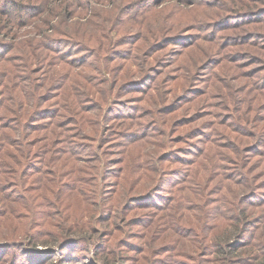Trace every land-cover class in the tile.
<instances>
[{
  "label": "rangeland",
  "instance_id": "1",
  "mask_svg": "<svg viewBox=\"0 0 264 264\" xmlns=\"http://www.w3.org/2000/svg\"><path fill=\"white\" fill-rule=\"evenodd\" d=\"M131 1L130 12L123 16L122 12L128 10L126 7ZM139 1L96 0V12L86 7L70 6L69 0H54L47 4L42 16L24 26H21L22 22L17 24L12 20L8 28H5L8 20L0 16V42L7 46L15 45L9 54L0 57V90L22 99L16 104L10 101L7 108L1 109L0 116H13L16 113L12 109L22 113L17 111L20 104H25L23 112L29 111L27 115L35 112L37 107L50 106L58 97L62 98L71 84L70 78L77 72L92 80L91 83L87 82L91 93L86 96L91 103L85 107L95 104L94 109L83 111L88 116L87 134L75 140L84 149L87 145H93L91 154L87 156L84 152V157L69 161L59 160L53 155L47 160L48 173L43 178H34L36 172L27 169L23 146L12 144V147L4 148L0 143V155H11L4 156L0 165V193H4L0 199V264H13L18 250L10 246L20 243L19 237L26 233H43V238L48 239L53 237L51 233L62 234L61 224L67 225L65 223L70 221L82 224L86 220H92L93 228L99 229L93 236L102 237L120 254L118 264L128 259L127 264L132 263L139 256V264H150L148 259L144 260L145 255L153 256L150 260L152 263L154 260L153 264H176L179 261L181 264L198 263L196 259L204 252L198 248L197 239L211 227V222L199 220L203 205L214 197L211 192L220 184L221 176L229 179V175L240 168L251 172L254 168L252 165H257L260 160L257 150L248 152V149L246 152V148L255 142L254 137H244L237 130L251 131L255 136L262 125L258 119L264 121V110L259 108L264 103V95H258L262 99L251 98L260 91L264 93V85L256 84L251 88L257 79L246 74L264 64V38L259 39L257 45L258 38L254 39L255 42L231 44L225 48L224 39L219 37L225 34L238 36L245 30L261 32L264 36V21L251 22L246 27L222 23L214 40L204 37L210 36L213 27L208 30L203 28L207 21L213 19V25L232 10L247 11L263 7L264 0H201L195 4L189 3L190 0H164L148 10V4L143 5ZM67 30H71L69 33L73 32L72 36L81 43L69 49L72 57L80 55L77 53L80 45L88 46V53L95 52L86 65L64 60L63 51L56 52L47 47L54 43L46 46L45 41L41 46L44 40H48L47 43L58 40L57 45L61 40H73L71 35L65 34ZM72 30L79 31V38ZM179 32L189 36L185 40H170L166 45L162 42L157 46L161 47L160 50L153 56L152 53L148 55L154 49L150 46L154 41L168 34L169 37L175 36ZM135 33L142 35L138 42H124L126 36H135ZM111 39L114 41L112 45L109 44ZM119 41L124 43L119 44ZM131 48L133 54L128 56L126 51ZM234 51H248L259 59V62L250 65V58L238 62L245 64L240 68V82L232 78L237 76L235 73L238 70L229 71V75L224 71V67L228 71L231 66L237 65L231 60ZM39 54L45 59L35 60L34 57ZM208 59L209 64L202 65ZM26 64L36 84L43 85L29 94L26 88L30 82L20 83V78L12 77L17 71L20 75L27 73V70H21ZM100 71L107 73L100 75ZM154 79L156 82L152 85ZM128 81L133 83L118 89ZM193 82L197 83V94L193 96L188 92L186 99L195 98V101L181 103L178 99L176 105H181V108L168 112L167 106L162 104L171 103L174 94L183 93L185 88L192 87ZM244 82L249 84L238 97L226 96L231 83L235 91H239L236 88ZM58 84H62V87L57 90L54 86ZM170 87L174 88L173 93ZM8 89L13 91L8 93ZM250 89L252 94L247 92ZM202 90H212L211 95L221 94L220 98L209 101L218 105L204 108L202 103L205 99L200 101ZM32 94L37 97L34 103L30 99ZM48 95L51 99L38 103L40 96L44 98ZM241 104L243 108L237 110L235 107ZM212 111L214 114H207ZM130 112L131 117L128 118ZM245 112L250 115V120L243 115ZM227 113L233 116L230 122L225 118ZM3 121L0 119V134L9 131L15 139L17 132L1 128ZM128 123H133L137 130L127 131L120 127ZM198 127L205 135L194 136V129ZM126 132L135 134L126 136ZM32 133L33 143L46 137L44 129ZM239 147L242 152L238 157L236 150ZM101 158L106 161L103 165L99 163ZM244 158L253 163L249 168L244 167ZM216 163L227 166L218 171L214 168ZM73 171L76 180L69 181L67 174ZM253 171L251 175L258 180L261 167ZM184 174L186 178H182ZM55 184L60 186L57 193H62L59 198L47 191L44 193L49 200H43L45 203L41 202V198H36L46 187L55 188V191ZM69 184L74 185L73 189ZM21 188L23 191H20ZM103 188H107L111 196L109 209L97 211L89 197L93 190L100 192ZM179 200H182L184 207L177 205ZM32 203L35 206L30 209L28 205ZM69 244L72 246L62 250V255L78 256L80 261L93 259L94 255L82 250L80 244ZM42 248L44 246L39 245V251L43 252ZM141 248L143 252L139 251ZM29 250L33 252L35 247L29 245L23 249ZM57 257L50 262L42 260L41 263L49 264L57 261ZM207 257L210 259L212 255ZM80 261L72 264H81Z\"/></svg>",
  "mask_w": 264,
  "mask_h": 264
},
{
  "label": "trees",
  "instance_id": "2",
  "mask_svg": "<svg viewBox=\"0 0 264 264\" xmlns=\"http://www.w3.org/2000/svg\"><path fill=\"white\" fill-rule=\"evenodd\" d=\"M96 0H69V5H75L79 7H86L90 11L95 10L94 3ZM164 0H140L139 2H142L143 5L148 4L146 7V10L150 9L151 6L158 5L159 3L163 2ZM201 0H190L189 3L195 4ZM49 2H54V0H0V16H4L6 20H8V25H6L5 28H8L11 26V21L14 22H22L23 25H27L31 20L34 18H38V16H42L41 14L44 13L46 10L45 7ZM140 3V4H142ZM58 4V3H57ZM61 5V3H59ZM132 1L125 9L127 11H123V16H127V14L130 12V8L132 6ZM65 8L67 5H64ZM92 8V9H91ZM141 9V7H139ZM54 12V11H52ZM97 12V11H96ZM55 14L57 15V11H55ZM71 18V17H70ZM108 20V19H107ZM107 20L105 22H107ZM255 20V21H254ZM49 21V20H48ZM212 20L207 21V25L203 28V30H208L213 27V30L211 28V33L209 35H205L204 37H210L209 40L216 39V32H219L220 25L222 23L232 25L236 27H246L250 25L251 22H261L264 21V6L263 7H255L251 8L247 11H238V10H232L227 15L220 17L217 19L213 25ZM80 25V24H79ZM105 26V25H104ZM103 26V27H104ZM102 27V28H103ZM71 30H67L65 34L73 35V32L71 34L69 33ZM74 31V30H72ZM76 36L79 38V31H74ZM213 32V33H212ZM2 33V32H1ZM0 33V35H1ZM78 34V35H77ZM135 36L125 37L124 42H132L136 43L141 38L142 35L139 33H135ZM174 34V33H173ZM172 35V34H171ZM166 35L160 40L154 41L153 44L150 46L153 47L148 55L150 56V53H152L151 56H153L158 50H160L161 47H157L158 44L162 43L163 45H166L167 43H170V40H174L177 38H180V40H185L187 36L185 33L179 32L175 34V36ZM74 39H65L61 40L60 43L57 45L58 40H51L47 43L48 40H44L41 43V46H44V42L47 46V44L54 43V45L47 46L51 50H55L56 52H59L60 50L63 51V59L70 61L71 63L77 62L79 65L83 66L86 65L91 58L95 56V52L88 53V46L80 45V51L77 53L80 54L77 57H72L73 53L69 50L73 45L81 44L79 41H77V37L72 36ZM258 38V39H257ZM264 36L261 32H254L245 30L244 33H240L238 36H233L232 34H225L219 37V39H224L223 46L226 48L231 44L234 45H243L244 43H251L255 42L254 39H263ZM196 39V38H195ZM83 41V39H81ZM124 40V37H123ZM179 41V39H178ZM122 41H119V44L124 43ZM109 44H114V41L111 39ZM15 45H5V43L0 42V57H5L11 50H13ZM134 46V45H133ZM163 47V46H162ZM133 48V47H132ZM132 48L127 50L126 52L129 54L128 56L132 55ZM264 48V45L262 46ZM82 52V53H80ZM123 51H121L122 53ZM76 53V52H75ZM82 54V55H81ZM232 58L237 65H233L229 68L228 71H226L228 68L224 67L225 73L228 75L230 74L229 71L235 72L236 70L237 75L235 78L236 82H240V68L243 65L241 60H244L245 58H250L251 63L254 64L256 62H259V59L255 56H253L248 51L243 53L242 51H234L232 53ZM35 60H44L45 57H41V54L36 55L34 57ZM214 62V61H212ZM209 64V59L205 61L202 65L206 66ZM151 68V66H150ZM30 69L29 65H24V68L22 67L21 70H27ZM19 70V69H18ZM18 72V71H17ZM15 72L12 77H18L20 78L19 82H30L29 86H27V90L30 92H27V94L36 91L39 87H42L43 85H37L35 80L32 79V73L27 70V73L24 75H20L19 73ZM102 72L106 74V71H100L99 74L102 75ZM247 76H251L256 78L257 80L252 84L251 88L254 87V85H264V64L259 65V67L250 70L246 73ZM262 74V76L260 75ZM257 76V77H256ZM86 79V80H85ZM175 79V78H174ZM198 80V79H196ZM71 84L68 89L65 90V94L62 95V98L56 99L50 106L48 107H37L36 111L27 115L29 111H24L25 104H20V108H18L17 111H21L22 113L16 112L15 109H12L15 111L16 114L9 117L7 115L0 116L1 120L3 121V125L1 128H8L10 130H14L17 132V136L15 139H13L12 134L9 133V131H4L0 134V143H3V147H12V144H15V146H23V156L25 160L28 162L26 164L27 169H30L31 172H36L33 177L35 178H43L45 174L48 173V162L53 155H56L59 160H74L76 158H82L85 155L83 154L86 152L87 156L91 154L94 146L87 145V148H81V144L79 141H75L79 138H83L87 132L85 131L86 126V120L88 118L87 115L83 113V111L86 110H92L95 107L94 105H87V108L85 107L86 104L91 103V101L86 97L88 94L91 93V87L87 84V82L91 83V79H87L86 75H83L82 73H75L72 78H70ZM135 82H139L136 80ZM156 80H152V85H154ZM169 82V80H168ZM167 82V83H168ZM233 82V81H232ZM133 82H124L122 83L118 89L124 88L126 85ZM43 84V83H42ZM195 82H193L192 87L185 88L183 93H176L174 94V100L171 103L162 104L163 106H167L168 112L176 111L179 108H181V105H176V101L179 99L181 103L185 102H191L195 101L194 99H186L189 93H193V96L196 95L195 93L197 91ZM249 83H242L236 90L239 89V91H235L234 85L231 83L229 85V90L226 92V96H234L238 97L240 92L246 89V86ZM2 85V84H1ZM0 85V86H1ZM64 85V84H63ZM168 86V85H167ZM250 87V85H248ZM62 84L55 85V89H61ZM90 87V88H89ZM158 87V86H157ZM171 88V93H173L174 88ZM25 90V89H23ZM34 90V91H33ZM12 89H8V93L12 92ZM248 93L252 94V89L250 91H247ZM256 92V91H255ZM212 90H202V100L205 99V101L202 103L204 108H210L215 107L218 105V103H209L211 98H220L221 94L211 95ZM250 94V97H251ZM258 95H264L262 91L254 94L252 99L258 98ZM44 97L40 96L38 99V103L51 99V97ZM30 99L34 103V101H37V97H35V94L30 95ZM243 102L245 101L244 97L242 98ZM258 99H262L261 97ZM22 99H19L17 96L13 94H6V91L0 90V111L3 108H7L10 101H12L14 104L21 102ZM197 100V99H196ZM260 101V100H259ZM184 103V104H185ZM40 104V103H39ZM121 104V103H119ZM169 105H172L173 107H169ZM91 106V107H90ZM110 106V105H109ZM112 107V105L110 106ZM237 110H241L243 108V104L240 106L235 107ZM259 108H262L264 110V103L259 106ZM247 110H250L247 108ZM113 108L111 109L110 114L112 113ZM209 112V111H208ZM205 113H203L204 115ZM207 114H214L207 113ZM218 114V113H216ZM112 115V114H111ZM239 115V114H238ZM244 116H247L248 120H250V115L245 112L243 114ZM27 116V118H26ZM199 116V115H198ZM128 118L131 117V112L128 113ZM232 115L230 113H227L225 115V118L227 122H230L232 119ZM262 125H258L260 128L256 135L254 136V133L251 131L249 133L239 131L244 137H254V143L251 144V146L246 148V152L249 149L248 152H251L253 150H257V154L260 156V160L258 161L257 165L254 166L253 170L261 167L262 171L259 173L258 180L255 179L251 174L254 172L253 170L250 172L248 169L247 171H243L242 168L235 169V172L229 175V179H225L224 176L220 177L219 185L217 184L216 188L213 192H211V195L214 197H211L203 205L201 214L202 218L199 217V220L204 222H211V227L203 234V236H200L199 239V247L201 248V252H204V255L200 254V256L196 259L198 263L194 264H264V121L261 119H258ZM264 120V117H263ZM214 123H212L213 125ZM42 129L46 130V137H43L41 141L34 142L31 140L32 132L33 131H41ZM12 130V131H13ZM11 132V131H10ZM194 136H198L200 134H204V131L202 129L195 128L194 129ZM197 132V133H196ZM135 133L132 132H126V136H132ZM123 135V136H125ZM205 135V134H204ZM74 137V138H73ZM72 138V140H70ZM39 142H43L41 145H38ZM107 142V141H106ZM58 145L60 146L59 148ZM233 150V145L230 143ZM260 147L259 149H256ZM1 152V151H0ZM238 157L240 156L242 152V148H237L236 150ZM248 156L251 155L250 153H246ZM9 157L11 155L7 153H2L0 155V165L2 164L3 157ZM17 157L18 154H15ZM251 157V156H250ZM64 158V159H63ZM251 159V158H250ZM220 160H223L221 158ZM35 161V162H34ZM246 166V168H249V166L253 163L251 161H248L247 158H244L243 162ZM259 163H261L259 165ZM29 165V166H28ZM239 165V164H238ZM259 165V166H258ZM227 165H220V163H216L214 168L215 170L221 171L226 168ZM36 169V171H34ZM50 173H53L50 171ZM187 175L184 174L182 178H186ZM258 181V183H256ZM55 187L57 189L56 192H59L58 188L60 189V186L55 184ZM64 186V184L62 185ZM55 188H44L42 191L38 193V198H41V202L45 203L44 201L49 200V197H47L46 193L44 191H47L48 194L53 193ZM73 189V187L71 188ZM11 194V193H10ZM13 196V194H11ZM15 198V197H14ZM43 198V199H42ZM25 197L22 198L24 200ZM35 199L34 202L37 200ZM44 200V201H43ZM181 207H184L182 200L178 201V204ZM199 210V207H198ZM92 213H94L93 210H91ZM90 215V214H89ZM67 220V218H66ZM104 221V220H103ZM102 221V222H103ZM201 221V222H202ZM65 227L68 226H75L72 228L73 234L70 235L67 239L61 240V241H55L52 238L57 237L58 235L51 233L53 237L48 238L50 241V246L42 248V251H39L37 245L35 247V250H32L33 252L37 253H44V252H62V250H66L67 247L72 246L73 243L76 242L77 244H80L82 246V250H85L86 252H91L92 255H94L92 260H85L80 261V257L78 256H70L67 257L65 255L58 256L57 261H53L49 264H72V262L80 261L81 264H118V259L120 258V254L117 253V250L111 247L106 241L99 237L98 241L95 245H91L89 243V237L87 235H82L81 230L83 233L91 232L93 234H97L99 232L98 228H93L92 226V220H86V222L80 224L75 223L73 221H70V223H65ZM91 225V227H89ZM201 226V225H200ZM94 231V232H93ZM204 229L202 228V232ZM63 232V230H62ZM50 234V235H51ZM69 244V245H67ZM76 246V245H74ZM140 252H143L144 249H140ZM28 252H31L29 250ZM212 255L210 259H208L207 256ZM202 256V257H201ZM205 256V257H204ZM56 257V255L51 256L47 261L50 262L51 259ZM141 256L137 257L132 263L129 264H139L137 262ZM144 260H147L152 263L153 256H144ZM43 258L39 256H35L32 258V264H42ZM128 260H121L119 264H127ZM46 261V262H47ZM154 263V260H153ZM152 263V264H153ZM161 264H164L163 262ZM173 264V263H172ZM176 264H181V262H177Z\"/></svg>",
  "mask_w": 264,
  "mask_h": 264
},
{
  "label": "clouds",
  "instance_id": "3",
  "mask_svg": "<svg viewBox=\"0 0 264 264\" xmlns=\"http://www.w3.org/2000/svg\"><path fill=\"white\" fill-rule=\"evenodd\" d=\"M120 127H123L127 131H134L137 130L134 128L133 123H128V124H121ZM99 163L101 165L105 164L106 161L104 158H101ZM99 171V169H98ZM68 180L69 181H74L76 180V174L75 172H69L68 174ZM69 187H74L73 184H69ZM51 190V189H50ZM20 191H23V188L20 189ZM53 195H56L58 198L62 195V193H57L53 191ZM127 195V193H125ZM4 196V193H0V199H2ZM152 196H155V193H152ZM91 201H93L96 205V210L97 211H104L109 209V201L111 200V196L108 193L107 188H103L100 192H97L95 190L92 191L91 196L89 197ZM27 203V202H26ZM31 208H34V203L28 205ZM55 205L53 204V208ZM119 215V213H117ZM75 226H68L65 227L64 224H61V228L63 229V232L60 236L53 237L52 239L55 241H61L64 239H67L70 235L73 234L72 228ZM91 227V225H89ZM82 235H87L89 237V243L91 245H95L98 241V238L96 236H93L91 232L88 233H83L81 230ZM45 234L43 233H36L32 234L31 232L26 233L24 236L19 237V240L21 241L20 243H14L10 247L17 249V253L14 256L13 264H32V258L35 256L42 257L43 260L49 259L51 256L56 255V256H62V252H44V253H37V252H28V251H23V249H26L29 245L32 247H36L37 245L43 244L44 246L48 247L50 246V241L48 239L43 238ZM13 239H17L16 237H13Z\"/></svg>",
  "mask_w": 264,
  "mask_h": 264
}]
</instances>
